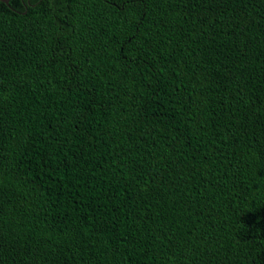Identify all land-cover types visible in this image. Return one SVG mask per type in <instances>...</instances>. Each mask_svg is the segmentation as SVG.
I'll return each instance as SVG.
<instances>
[{
    "label": "trees",
    "instance_id": "1",
    "mask_svg": "<svg viewBox=\"0 0 264 264\" xmlns=\"http://www.w3.org/2000/svg\"><path fill=\"white\" fill-rule=\"evenodd\" d=\"M0 264H264V0L0 1Z\"/></svg>",
    "mask_w": 264,
    "mask_h": 264
},
{
    "label": "water",
    "instance_id": "2",
    "mask_svg": "<svg viewBox=\"0 0 264 264\" xmlns=\"http://www.w3.org/2000/svg\"><path fill=\"white\" fill-rule=\"evenodd\" d=\"M0 1H2V2H4V3H6V2H7V0H0Z\"/></svg>",
    "mask_w": 264,
    "mask_h": 264
}]
</instances>
